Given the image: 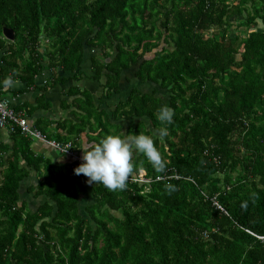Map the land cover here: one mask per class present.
<instances>
[{
    "label": "trees",
    "instance_id": "obj_1",
    "mask_svg": "<svg viewBox=\"0 0 264 264\" xmlns=\"http://www.w3.org/2000/svg\"><path fill=\"white\" fill-rule=\"evenodd\" d=\"M88 54L106 95L133 68L129 83L160 90L133 87L112 121L77 90L87 113L68 136L95 127V142L147 134L165 171L134 152V175L150 183L111 191L34 157L30 139L13 133L0 182V264H264V0H0V95L13 75L32 85L44 69L77 73ZM162 105L175 113L163 139ZM27 168L44 198L34 210L20 191ZM88 189L93 202L82 212Z\"/></svg>",
    "mask_w": 264,
    "mask_h": 264
},
{
    "label": "crops",
    "instance_id": "obj_2",
    "mask_svg": "<svg viewBox=\"0 0 264 264\" xmlns=\"http://www.w3.org/2000/svg\"><path fill=\"white\" fill-rule=\"evenodd\" d=\"M40 52L41 59H43L42 64L46 66L48 60L43 56L44 51L40 50ZM77 73L63 72L61 70L54 72L50 69H44L41 74L34 78V83L32 85L22 82L18 76L13 75L6 79L9 81V84L6 86L4 83L3 94H1V96L7 98L11 106L17 112H22L26 115L31 127L38 129L47 135L48 138L57 141H59L58 138H68L69 140L63 143H70L73 148L75 144H73L72 141H74L76 143L75 152L78 156L83 157V152L80 147L85 143L95 142L94 136L97 134V129L95 127L91 131L86 130L76 136L75 139L68 136V130L80 122L82 112L81 104L78 102L84 101V98L83 96L81 97L80 94H76L77 90L80 91V93L87 91L91 94L93 106L97 110V117L101 116L100 114L102 113L104 121L106 118L112 121L114 118V110L120 102H124L128 99L133 87H137L145 94L151 93L154 89L149 92L146 90V87H149L148 85H142L137 81H131V83H129L127 81L129 77L126 75V72L120 82V92L118 94H112L111 96L106 95L104 89L105 79L100 81L92 80L93 69L91 55L89 57V54ZM57 79L64 80L58 83ZM46 85L49 86L47 91L42 92L41 88ZM159 94L161 95L162 92ZM137 121L138 120H131L128 122L121 120L117 122V124L127 127L134 125ZM146 125L149 127V123L146 122ZM29 147L34 157H41L69 168L75 163L74 158L69 157L41 141L30 139ZM16 148L17 143L14 141L12 133H10L8 129H0V182L3 178V173L8 167L10 155H12ZM18 161L21 168L27 167L26 162H24L22 158L18 159ZM27 169L29 170L30 176L23 181L20 191L22 198L27 202L30 209H32V199L40 201L32 209L34 210L44 202V198H35L36 192L33 188L37 187L38 176L33 168Z\"/></svg>",
    "mask_w": 264,
    "mask_h": 264
},
{
    "label": "clouds",
    "instance_id": "obj_3",
    "mask_svg": "<svg viewBox=\"0 0 264 264\" xmlns=\"http://www.w3.org/2000/svg\"><path fill=\"white\" fill-rule=\"evenodd\" d=\"M4 83L7 86L9 81ZM155 115L163 125L158 132L163 139L168 135L167 126L173 123L175 113L169 106L162 105ZM80 148L83 162L74 168V173L83 174L88 183L102 184L111 191L126 189L128 181L135 174L134 152L146 157L155 171L164 172L166 168V161L153 138L144 133L130 136L107 134L96 142L83 144ZM175 190L174 185H166L169 194Z\"/></svg>",
    "mask_w": 264,
    "mask_h": 264
},
{
    "label": "built area",
    "instance_id": "obj_4",
    "mask_svg": "<svg viewBox=\"0 0 264 264\" xmlns=\"http://www.w3.org/2000/svg\"><path fill=\"white\" fill-rule=\"evenodd\" d=\"M4 128L8 129L12 134L19 132L22 136L27 137L31 140H37L46 143L52 148L68 155L71 158H74L75 163L70 167V170L72 171H74V168L83 162V157L77 155V153L73 149L72 144L50 139L47 137V135H45L38 129L31 127L28 123L26 115H24V113L22 112H17L11 106L9 100L0 95V129ZM158 180H160V178H158ZM128 183L148 185L150 183V180L146 178L144 172H140L139 175H133ZM214 205L217 209L225 212L217 202H215ZM257 238L260 241L264 242V235L257 236Z\"/></svg>",
    "mask_w": 264,
    "mask_h": 264
},
{
    "label": "rangeland",
    "instance_id": "obj_5",
    "mask_svg": "<svg viewBox=\"0 0 264 264\" xmlns=\"http://www.w3.org/2000/svg\"><path fill=\"white\" fill-rule=\"evenodd\" d=\"M134 71H135V69L133 68L132 70L128 71L126 75H128V77L131 79V78L133 77ZM142 85H144V84H142ZM148 86H149V85H148ZM149 87H150V88H149ZM149 87H146V88H147L146 90H148L149 92H151L152 89L160 90L159 87H156V88H153V87H151V86H149ZM143 88H144V87H143ZM165 95H166V94H165V91H164V92L162 93V95H161V96L163 97L164 101L168 100L167 95H166V96H165ZM85 112L87 113V111H85V110L82 111V112H81V115H85ZM103 121H104V120H103ZM129 124H130V123H129ZM97 139H98V138H97ZM97 139H96V140H97ZM39 202H40L39 200L32 199V200H31V203H32V209H33L34 206H36ZM92 202H93V200H92V196H91V190L88 189V190H86V191L84 192V195H83V197H82V199H81V202H80V207H81L82 212H83L84 205H86V204H90V203H92ZM116 215H117V216H120V213L117 212Z\"/></svg>",
    "mask_w": 264,
    "mask_h": 264
},
{
    "label": "water",
    "instance_id": "obj_6",
    "mask_svg": "<svg viewBox=\"0 0 264 264\" xmlns=\"http://www.w3.org/2000/svg\"><path fill=\"white\" fill-rule=\"evenodd\" d=\"M3 37L10 41V42H14L15 40V33H14V30L12 29H9V28H4L3 29Z\"/></svg>",
    "mask_w": 264,
    "mask_h": 264
}]
</instances>
